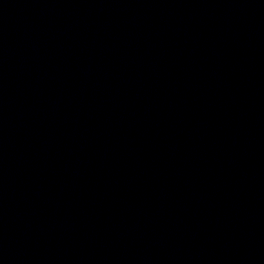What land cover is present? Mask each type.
<instances>
[{"label":"water","instance_id":"obj_1","mask_svg":"<svg viewBox=\"0 0 264 264\" xmlns=\"http://www.w3.org/2000/svg\"><path fill=\"white\" fill-rule=\"evenodd\" d=\"M0 264H264V0H0Z\"/></svg>","mask_w":264,"mask_h":264}]
</instances>
